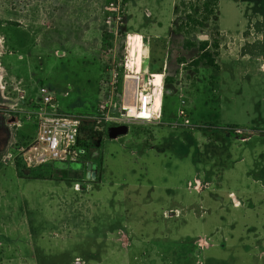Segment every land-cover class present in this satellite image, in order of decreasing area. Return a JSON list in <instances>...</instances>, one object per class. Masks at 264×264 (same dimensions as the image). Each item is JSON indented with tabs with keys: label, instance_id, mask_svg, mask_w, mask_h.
I'll return each instance as SVG.
<instances>
[{
	"label": "rangeland",
	"instance_id": "374dc122",
	"mask_svg": "<svg viewBox=\"0 0 264 264\" xmlns=\"http://www.w3.org/2000/svg\"><path fill=\"white\" fill-rule=\"evenodd\" d=\"M109 1L0 0L1 136L40 86L73 114L119 106L144 45L170 67L148 77L154 91L164 78L159 122L92 141L94 178L20 173L0 141V264H264V0H216L212 14L204 0H124L116 22ZM201 41L217 68L192 63Z\"/></svg>",
	"mask_w": 264,
	"mask_h": 264
},
{
	"label": "built area",
	"instance_id": "2783aa9c",
	"mask_svg": "<svg viewBox=\"0 0 264 264\" xmlns=\"http://www.w3.org/2000/svg\"><path fill=\"white\" fill-rule=\"evenodd\" d=\"M123 2L124 0L109 1L106 7L109 12L107 21L116 22L121 19L122 11L120 9ZM125 72L121 104L118 106L117 104L113 105L111 101H101L91 114L59 112L55 106L56 99L52 91L45 86H40V97L37 101L29 100L27 107L19 106L18 103L13 104L6 115L11 131L1 162L15 165L16 161H20L26 169L52 166L55 163L77 164L82 169H86L87 164H92V162L89 158L90 149L78 143L80 126L83 123L89 122L95 129L99 127L104 129L107 124L129 126L136 123L159 122L161 110L157 114L152 111V92L149 82L142 83L143 73L137 75L134 102L126 105L125 93L128 74L126 63ZM150 75L147 73V78ZM163 87L164 78L162 79V94ZM20 98L21 102L25 100L24 96ZM179 115L182 117L184 112L180 110ZM25 123L33 125L32 133H21ZM175 125L179 124L175 123ZM94 154L96 155V153ZM78 185L76 184L77 188Z\"/></svg>",
	"mask_w": 264,
	"mask_h": 264
},
{
	"label": "trees",
	"instance_id": "16d2710c",
	"mask_svg": "<svg viewBox=\"0 0 264 264\" xmlns=\"http://www.w3.org/2000/svg\"><path fill=\"white\" fill-rule=\"evenodd\" d=\"M215 2H216V0H204L203 5H204V8H205L207 13L212 14L213 10H209V7L212 6V5L214 6ZM194 12H196V11H194ZM187 18H188L189 23H191V25H193V26L200 24L199 21L194 19L192 16H188ZM185 26H187V25H185ZM188 32L189 31H187V33ZM207 45L208 44H207L206 41H201L200 42V45H199L200 55L194 61H192V63L195 64V65H198L204 59H206L207 60L206 61V63H207L206 65H208L210 67H213V68H217V66L215 65L214 61L210 58V55L206 52ZM188 47L192 48V47H194V45L188 44ZM159 55H160V53L155 52V50L152 49V51L150 52V56H149L150 64H152L153 62H157V60L159 59L158 58ZM177 61H178L177 63H182L183 62L182 59H179ZM128 69L134 70L135 66H130V67H128ZM172 81H173V79L171 77H168V78L165 79L166 83L167 82L171 83ZM164 98H165V94H164ZM163 102H164V100H163ZM94 108L95 107H93L92 109H90L88 111L75 112L74 114H91V113H93ZM161 110H162V113H163L164 112V103H162ZM198 128H199L198 130L208 129L207 131H209V130L213 131V129L211 127H207V126L206 127L205 126L204 127L203 126H199ZM227 132L230 133V134H234L238 138H241V139L242 138H247V136H245V135H239L236 132V130H233V129H231V130L229 129V130H227ZM103 135H104L103 127H99L98 129H95L89 122H85V123H83L80 126V136H79V139H78V143L81 146H85V147L90 149L92 147V145H93L92 141L97 138L96 140L99 143V141L101 140ZM213 135H215V134L211 133L212 137H213ZM96 156H97V153H96V155L94 153H92L90 157H91V159H95ZM60 164L61 163H55V164L52 165V167L57 168L58 165H60ZM71 165L62 164L61 167H69ZM15 166H16L17 170L20 173H24L25 171H27L26 168L23 166L22 162H20V161H16ZM96 169H97V163H96V165L92 163V171H96ZM29 171H30V169H29Z\"/></svg>",
	"mask_w": 264,
	"mask_h": 264
},
{
	"label": "water",
	"instance_id": "95a60500",
	"mask_svg": "<svg viewBox=\"0 0 264 264\" xmlns=\"http://www.w3.org/2000/svg\"><path fill=\"white\" fill-rule=\"evenodd\" d=\"M149 54H150V47L149 45H144L143 47V53H142V65H141V70L143 74L148 73V63H149ZM146 77H142V82L145 83ZM12 121V120H11ZM104 132L106 135L111 138L115 139L118 136H122L127 134L128 132V126L126 125H111L107 124L104 128ZM77 166V169H82L81 166H78L76 164H72L71 166ZM86 171H87V176L90 177V175L94 178L95 177V172L92 171V164L88 163L86 166Z\"/></svg>",
	"mask_w": 264,
	"mask_h": 264
},
{
	"label": "bare ground",
	"instance_id": "6f19581e",
	"mask_svg": "<svg viewBox=\"0 0 264 264\" xmlns=\"http://www.w3.org/2000/svg\"><path fill=\"white\" fill-rule=\"evenodd\" d=\"M144 47V46H143ZM143 47H142V53H143ZM141 53V54H142ZM141 64L138 63L137 67H136V70L135 72H131V71H128V74H127V80H126V86H127V83L131 80V79H134L136 78L137 79V75L141 74L142 71H141ZM146 77V84L147 82H149V86H153V82L151 79L147 78ZM134 79V80H136ZM136 87H137V80H136ZM162 88H161V85H159V87L156 89V91H154L153 89H151V92H152V98H153V105H152V111L153 113L157 114L159 112V110H161V107H160V102H161V94H162ZM127 94V88H126V93ZM127 96V95H126ZM125 101H126V105L128 103L127 101V98L125 97ZM130 104V103H129Z\"/></svg>",
	"mask_w": 264,
	"mask_h": 264
},
{
	"label": "crops",
	"instance_id": "0c3cea01",
	"mask_svg": "<svg viewBox=\"0 0 264 264\" xmlns=\"http://www.w3.org/2000/svg\"><path fill=\"white\" fill-rule=\"evenodd\" d=\"M153 38H157V37H154V36H152ZM163 39L165 40V41H167V42H169V40H170V37H169V35H167V36H164L163 37ZM144 44H143V37H141V41H140V44H139V46H138V49H141V47L143 46ZM161 55H163V58H162V62L160 63V61H158L157 60V62H153L152 64H150V59H149V65H148V74H152V73H163L164 75H166V73H167V69H169L170 67L168 66V58L166 59L165 57H166V54H161ZM161 55H160V57H161ZM159 56H158V58H160ZM142 71V70H141ZM134 79H136V78H134ZM135 81V83H136V80H134ZM145 82H146V80H145ZM143 83V82H142ZM136 90V89H135ZM136 92V91H135ZM126 97V96H125ZM163 100H164V93L162 94V100H161V102L163 103ZM126 102V101H125ZM121 104V103H120ZM119 104V105H120ZM129 104V103H128ZM80 170V169H79ZM82 170V169H81Z\"/></svg>",
	"mask_w": 264,
	"mask_h": 264
},
{
	"label": "flooded vegetation",
	"instance_id": "af4514ba",
	"mask_svg": "<svg viewBox=\"0 0 264 264\" xmlns=\"http://www.w3.org/2000/svg\"><path fill=\"white\" fill-rule=\"evenodd\" d=\"M6 130V135H4L3 134V136H1V134H0V141H1V143H3V145H4V147L7 145V143H8V139H9V130L8 129H5Z\"/></svg>",
	"mask_w": 264,
	"mask_h": 264
}]
</instances>
